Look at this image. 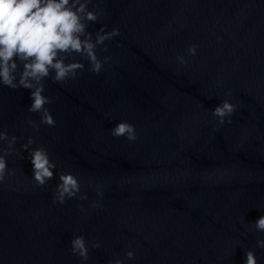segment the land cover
<instances>
[{
    "label": "clouds",
    "instance_id": "9594fccd",
    "mask_svg": "<svg viewBox=\"0 0 264 264\" xmlns=\"http://www.w3.org/2000/svg\"><path fill=\"white\" fill-rule=\"evenodd\" d=\"M91 0H0V84L11 89L25 88L31 90V106L28 111L40 113L41 124L55 126L56 121L45 107L52 101L43 93L44 81L51 76L54 82L63 83L75 79L85 65L81 62H65L72 54H79L89 62V71L99 74L109 57L103 60L97 56V46L106 40L118 36L119 29L105 32L102 27L95 34L89 32L88 22H97L99 13L89 11ZM107 51V48H105ZM189 55L196 54V46L188 49ZM180 64H185L183 55L177 56ZM236 110V106L225 100L212 110L221 124L224 119ZM33 128H39L34 120L28 121ZM111 133L114 137H126L130 141L137 139L135 128L128 122H120ZM0 141L8 147L5 155H0V183L8 173L5 156L16 151V136L9 138L7 130L0 131ZM35 143L29 137L23 149L28 150ZM33 165V178L39 186H44L54 176L56 164L50 159L45 148H36L29 152ZM60 183L55 192V201L63 204L66 198H73L80 193V183L71 173L59 174ZM102 195V193H98ZM81 199H86L81 196ZM255 228L264 232V216L258 218ZM257 246L264 248V240H258ZM93 247H99L94 244ZM72 253L83 260H88L89 249L84 236H76L71 240ZM130 259L132 251L126 253ZM113 264H123L119 259ZM245 264H257L253 251L246 253Z\"/></svg>",
    "mask_w": 264,
    "mask_h": 264
}]
</instances>
